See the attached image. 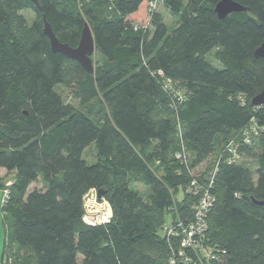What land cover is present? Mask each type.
Returning <instances> with one entry per match:
<instances>
[{"label":"trees","instance_id":"trees-1","mask_svg":"<svg viewBox=\"0 0 264 264\" xmlns=\"http://www.w3.org/2000/svg\"><path fill=\"white\" fill-rule=\"evenodd\" d=\"M38 1L0 0V264H168L161 227L190 213L193 180L215 197L204 241L225 252L219 264H264V104H251L264 0H232L247 10L224 19L219 0H163L173 25L153 0ZM44 21L71 48L89 26L92 73L51 51ZM99 189L112 215L87 225Z\"/></svg>","mask_w":264,"mask_h":264},{"label":"built area","instance_id":"built-area-1","mask_svg":"<svg viewBox=\"0 0 264 264\" xmlns=\"http://www.w3.org/2000/svg\"><path fill=\"white\" fill-rule=\"evenodd\" d=\"M108 1L113 2L114 0ZM162 2L163 0H153L149 5V11L157 10ZM235 158L237 157L235 156ZM190 184L191 186L186 188L185 193L197 197V202L190 208V213L184 218H180L176 214L175 218L170 217L169 223H165L161 227V233L169 244L171 252L168 264H219L221 263L220 257L225 252L216 253L204 241L207 215L215 202V197L211 193V185L202 187L197 184L196 180ZM6 195L7 191L4 192L3 199L1 198L2 203L5 202ZM83 222L93 226L107 223L108 219L103 218L100 222H96L84 213ZM7 262L5 261L3 264H7Z\"/></svg>","mask_w":264,"mask_h":264},{"label":"water","instance_id":"water-1","mask_svg":"<svg viewBox=\"0 0 264 264\" xmlns=\"http://www.w3.org/2000/svg\"><path fill=\"white\" fill-rule=\"evenodd\" d=\"M36 8H39L38 0H30ZM247 9L235 3L232 0H219L214 7V12L219 19H224L227 15L234 12L246 11ZM43 33L48 38L51 51L53 53H61L66 58L77 62L87 73L93 72V64L91 57L94 55L96 47L93 40L91 30L87 24H84L80 40L75 48H71L66 44L60 43L54 36L49 25L44 21ZM254 57L264 60V40L259 47L254 51ZM251 104L254 107H259L264 104V87L262 91L256 95ZM106 190L99 189L96 191V201L101 203ZM261 204V203H260Z\"/></svg>","mask_w":264,"mask_h":264},{"label":"rangeland","instance_id":"rangeland-1","mask_svg":"<svg viewBox=\"0 0 264 264\" xmlns=\"http://www.w3.org/2000/svg\"><path fill=\"white\" fill-rule=\"evenodd\" d=\"M87 1H89V2L95 1V2H98V4H101V1L103 2V0H87ZM157 10H159L163 14L164 19L168 25L174 24L173 19L170 18L169 14L165 10L164 5L162 3L159 4ZM23 14L26 15V17L28 18L29 21H31L33 19V14L31 12H23ZM97 60H98V57L94 54L91 57V61L93 63H95ZM57 91L61 95V97L63 98V100L65 101L66 104L70 105L72 108L80 109V105L78 104V102L72 98V96L70 95V93L66 89L59 87ZM85 160L89 164L95 163L96 151H95L94 145H91L86 149ZM241 160H242V162H244L246 164L249 163L250 165L253 166V164H252L253 162L250 161L248 158L242 157ZM204 168H205V165L198 167L197 174L199 172L201 173L204 170ZM10 179H11V176L9 174H6L5 170L0 169V182L1 181L6 182V188L8 186H10ZM189 186H191V184H189L187 186V188ZM40 187H41V184L38 182V183L32 184L30 187V190H32L34 188L39 189ZM131 187L133 190L137 191L142 196L144 201H146V202L148 201L149 191L147 188H145L140 183H132ZM5 191H7V195H6V197H4V200L6 201L8 199V195H9V191L7 189L1 191L0 198L3 199ZM177 197L181 198V193H179ZM95 198H96V192L95 191L90 192L85 196V198H84V211L86 213V216H90V218H92L96 222H100L103 218H106L109 221V219L111 218V215H112L111 214V208H110V205L108 204V202L104 199V195H103V200L101 203H98ZM0 203H1V206H3L5 202L2 203L0 201ZM169 221H170V217L167 218L166 223H169ZM164 224H165V222H164ZM2 242H3V228L1 225L0 226V253H1V248H2Z\"/></svg>","mask_w":264,"mask_h":264}]
</instances>
